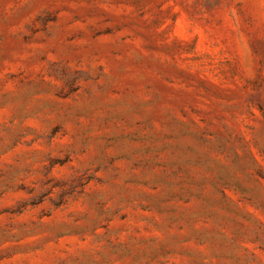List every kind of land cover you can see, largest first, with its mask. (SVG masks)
<instances>
[{
    "label": "rangeland",
    "instance_id": "rangeland-1",
    "mask_svg": "<svg viewBox=\"0 0 264 264\" xmlns=\"http://www.w3.org/2000/svg\"><path fill=\"white\" fill-rule=\"evenodd\" d=\"M0 264H264V0H0Z\"/></svg>",
    "mask_w": 264,
    "mask_h": 264
}]
</instances>
